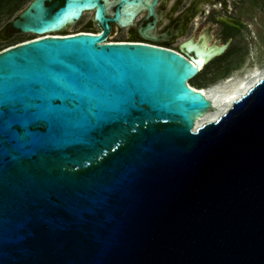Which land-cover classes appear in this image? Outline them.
Returning a JSON list of instances; mask_svg holds the SVG:
<instances>
[{
	"label": "water",
	"instance_id": "water-1",
	"mask_svg": "<svg viewBox=\"0 0 264 264\" xmlns=\"http://www.w3.org/2000/svg\"><path fill=\"white\" fill-rule=\"evenodd\" d=\"M159 1L11 21L41 37L0 51V264H264V78L198 126L214 103L150 33ZM140 6L141 40L108 39ZM88 9L97 32L56 35Z\"/></svg>",
	"mask_w": 264,
	"mask_h": 264
},
{
	"label": "rangeland",
	"instance_id": "rangeland-1",
	"mask_svg": "<svg viewBox=\"0 0 264 264\" xmlns=\"http://www.w3.org/2000/svg\"><path fill=\"white\" fill-rule=\"evenodd\" d=\"M33 0H0V51L20 42L36 37L33 33H14L5 35L4 29L11 24L20 12H22ZM175 0H168L166 9L161 12V22L150 31L154 36L161 37V40L170 44V48L178 50L182 44L190 38L208 39L217 45H227L226 49L212 59L200 73L189 80V83L196 88L209 87L214 82H223L226 78H240L250 70L264 68V0H230L228 11L222 6L209 4V14L198 12L190 20L184 32H177V25L181 21L179 14L186 11L192 0H185L179 7L178 13L172 19L167 18V10ZM215 6L214 8H211ZM146 11L141 10L134 23L123 28L113 25V33L108 39L117 41H128L138 36V26L141 22L145 24L150 19H145ZM226 15V16H225ZM232 17L240 27H232L222 23L218 18ZM233 21V20H232ZM224 25L227 31L224 30ZM67 33H77L88 30L97 31L98 26L94 21L92 12H87L73 25L66 26ZM140 37V36H139ZM141 38V37H140ZM223 81V82H222Z\"/></svg>",
	"mask_w": 264,
	"mask_h": 264
},
{
	"label": "bare ground",
	"instance_id": "bare-ground-1",
	"mask_svg": "<svg viewBox=\"0 0 264 264\" xmlns=\"http://www.w3.org/2000/svg\"><path fill=\"white\" fill-rule=\"evenodd\" d=\"M109 3V9H112V5L114 0H107ZM129 10V7H126ZM142 6L133 9L132 11L134 14L137 15L132 18L129 15L125 17L122 21V27L126 28L130 26L131 23H134L136 17L141 12ZM87 12H92L94 15V11L92 9L84 10L82 15ZM73 12L68 14L66 18V22L70 21L71 24H75L77 21L73 19ZM81 15V17H82ZM80 17V18H81ZM67 25V26H70ZM185 44L192 48V54L194 55L193 62L199 68V73L204 69V67L217 55L221 54L227 47V45H217L211 42L208 37H201L200 39H193L190 38L185 41ZM262 78H264V68L250 70L246 72L243 77L240 78H228L226 83L212 85L209 87H199L196 88L192 86V84L188 83L194 88L201 90L202 93L207 95L210 99L213 100L214 108H211L208 112H206L203 116H201L197 120V125H203L206 122L217 120L222 114H224L229 107L232 106L233 102L239 99L243 94L247 93L251 87H253L256 83H258Z\"/></svg>",
	"mask_w": 264,
	"mask_h": 264
},
{
	"label": "flooded vegetation",
	"instance_id": "flooded-vegetation-1",
	"mask_svg": "<svg viewBox=\"0 0 264 264\" xmlns=\"http://www.w3.org/2000/svg\"><path fill=\"white\" fill-rule=\"evenodd\" d=\"M54 1H57V0H52V2H54ZM167 1L168 0H160L157 7H156V10H157V24H156V26L161 22V18L159 16H160L161 12L166 9ZM184 1L185 0H175L174 3L168 7V10H167V18L168 19H172L173 15L178 13L180 5H182V3ZM60 2L63 3L64 0H60ZM229 2H230V0H192L191 4L186 9V11L179 14L178 19H176L173 22V25L177 21H181V23H179L177 25V29H178L177 32L182 34L184 32L185 28L187 27L188 23L190 22V20H192L195 17V15H197L198 12H201L202 14H209L210 13L211 10L206 9L209 7L208 6L209 4H212L215 6L216 5L222 6L226 11H228V9H230ZM50 3L51 2H49L48 4H50ZM215 6H213L211 8H214ZM220 18H225V17H220ZM220 18H218V19L220 21H222ZM226 19L230 20L233 24L225 22V21H222V23L229 25V26H232V27H238V28L240 27V24H241L240 21L234 22L236 20L233 19L232 17H229V16H227ZM150 20H153V18H151ZM112 29H113V26H112ZM224 30L227 31L225 25H224ZM4 31H5V35L14 34V33H21V32H19V30L15 29L11 24L9 26H7L4 29ZM84 31H88V30H84ZM65 33H67V32L64 30H61L56 34H65ZM1 34L2 33H0V37H1ZM130 40H141V38L139 37V34H138V36L132 37ZM157 43L159 45H163V46H170L169 43H165L163 41H158ZM180 50L181 49H178V51H180Z\"/></svg>",
	"mask_w": 264,
	"mask_h": 264
},
{
	"label": "built area",
	"instance_id": "built-area-1",
	"mask_svg": "<svg viewBox=\"0 0 264 264\" xmlns=\"http://www.w3.org/2000/svg\"><path fill=\"white\" fill-rule=\"evenodd\" d=\"M78 33V32H77ZM70 34H75V33H67V34H56V35H59V36H68V35H70ZM41 36H39V35H36V37H34V38H32V39H30V40H35V39H37V38H40ZM27 41H29V40H26V41H24V42H27ZM20 43H23V42H20ZM20 43H18V44H20Z\"/></svg>",
	"mask_w": 264,
	"mask_h": 264
},
{
	"label": "clouds",
	"instance_id": "clouds-1",
	"mask_svg": "<svg viewBox=\"0 0 264 264\" xmlns=\"http://www.w3.org/2000/svg\"><path fill=\"white\" fill-rule=\"evenodd\" d=\"M228 78H226V79H224V80H227ZM223 80V81H224ZM219 84V82H214V84L213 85H218Z\"/></svg>",
	"mask_w": 264,
	"mask_h": 264
},
{
	"label": "trees",
	"instance_id": "trees-1",
	"mask_svg": "<svg viewBox=\"0 0 264 264\" xmlns=\"http://www.w3.org/2000/svg\"><path fill=\"white\" fill-rule=\"evenodd\" d=\"M10 1V0H9ZM92 32H97V31H92ZM65 34H67V33H65ZM167 47H170V46H167Z\"/></svg>",
	"mask_w": 264,
	"mask_h": 264
}]
</instances>
